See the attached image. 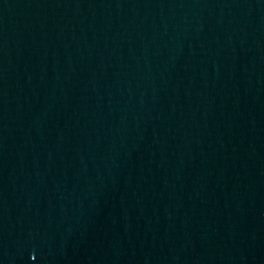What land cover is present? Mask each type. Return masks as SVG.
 <instances>
[{
    "label": "water",
    "instance_id": "obj_1",
    "mask_svg": "<svg viewBox=\"0 0 264 264\" xmlns=\"http://www.w3.org/2000/svg\"><path fill=\"white\" fill-rule=\"evenodd\" d=\"M264 0H0V264H259Z\"/></svg>",
    "mask_w": 264,
    "mask_h": 264
}]
</instances>
